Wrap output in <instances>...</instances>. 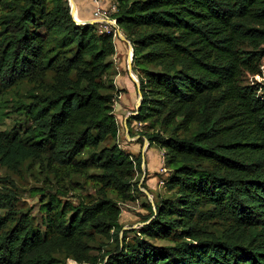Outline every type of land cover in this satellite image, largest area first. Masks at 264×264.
Here are the masks:
<instances>
[{
  "label": "trees",
  "instance_id": "1",
  "mask_svg": "<svg viewBox=\"0 0 264 264\" xmlns=\"http://www.w3.org/2000/svg\"><path fill=\"white\" fill-rule=\"evenodd\" d=\"M115 17L142 92L130 118L165 151L171 194L138 228L120 223L117 198L142 192L145 159L118 143L113 32L78 24L68 0H0V105L28 84L0 161L87 176L99 193L74 204L40 192L37 218L0 190V264H264V86L244 82L262 74L264 0H119ZM96 235L112 237L103 258Z\"/></svg>",
  "mask_w": 264,
  "mask_h": 264
},
{
  "label": "rangeland",
  "instance_id": "2",
  "mask_svg": "<svg viewBox=\"0 0 264 264\" xmlns=\"http://www.w3.org/2000/svg\"><path fill=\"white\" fill-rule=\"evenodd\" d=\"M81 1L74 0L76 16L78 18L82 16L91 17L97 9V4L94 0H88L87 8L84 10L83 8L86 4H82ZM97 29L100 30L98 25ZM121 30L125 35L123 29ZM114 42L116 52L110 57L114 65L106 79L108 78L115 96L114 113L119 122L118 143L134 156L142 153L145 159L142 171H137L134 179L139 182L142 192H136V198L133 200L117 198L121 208L119 221L124 229L133 230L141 226L144 217L149 215V204H153L155 200L171 194V191L165 185L170 169L164 157L165 151L156 145L149 147L148 144V146H145V139L141 140L144 124L130 118V115L136 110L138 100L136 82L128 69V59L131 53L130 44L120 37L119 34L117 37L114 36ZM261 70V75H245L244 82L264 86V58L262 59ZM134 74L137 77L135 72ZM27 87V82L23 81L16 86H12L4 95L8 102L0 105V129L12 128L14 121L9 113L11 100L25 97ZM125 122H127V125L130 122V127L126 126ZM13 164H5L0 161V190L5 193H8V191L14 193V209L29 213L33 217H40V204L43 200L40 192L48 194L47 192L55 193L57 189L60 192L64 191L65 194L61 195V197L74 204H78L80 200L90 201L97 198L99 194L96 185L90 182L87 176L74 175L71 179L63 181L61 177L60 179L53 177L45 164H41L38 161L25 160L19 161L16 165ZM143 183H145L146 187H142ZM0 212H4V209H0ZM133 234L135 232H131V236ZM156 242L166 243L167 241L159 239ZM90 244L92 246L91 252L99 254L103 258L105 250L113 245V241L110 235H96L95 240L90 241ZM70 261L72 260H69V264H71ZM72 264L75 263L72 262Z\"/></svg>",
  "mask_w": 264,
  "mask_h": 264
},
{
  "label": "built area",
  "instance_id": "3",
  "mask_svg": "<svg viewBox=\"0 0 264 264\" xmlns=\"http://www.w3.org/2000/svg\"><path fill=\"white\" fill-rule=\"evenodd\" d=\"M97 9L93 12L90 19H94L95 23L100 27V32H113L114 36L118 34L121 37L122 30L117 25L115 14L118 12L119 0H94ZM133 77V76H132Z\"/></svg>",
  "mask_w": 264,
  "mask_h": 264
},
{
  "label": "water",
  "instance_id": "4",
  "mask_svg": "<svg viewBox=\"0 0 264 264\" xmlns=\"http://www.w3.org/2000/svg\"><path fill=\"white\" fill-rule=\"evenodd\" d=\"M69 4H70V8H71V14L78 24L95 23L94 19H90V20L89 19H82V18H78L76 16V14H75L76 5H75L74 0H69ZM121 37L130 44L131 53H130V56L128 59V69H129L131 76H133V78L136 82V86H137V90H138V100H137V104H136V109H138L140 104H141V101H142V92L140 90V81H139L138 77H136L134 72H133V55H134L133 45H132L131 41L126 37V35H124L123 33L121 34ZM135 113H137V111ZM125 124L127 126V122H125ZM148 144H149L148 140L145 139V146L146 145L148 146ZM144 164H145V162H143V165ZM147 193L149 194V192H147Z\"/></svg>",
  "mask_w": 264,
  "mask_h": 264
},
{
  "label": "crops",
  "instance_id": "5",
  "mask_svg": "<svg viewBox=\"0 0 264 264\" xmlns=\"http://www.w3.org/2000/svg\"><path fill=\"white\" fill-rule=\"evenodd\" d=\"M86 1H87V2H86ZM81 3H82V4H86V5L84 6V8H83V9L85 10V8H87L88 0H82ZM91 17H92V16H91ZM91 17H90V16H82L81 18H82V19H89V20H90ZM144 151H145V150H144ZM75 262H76V261H75ZM77 263H78V262H77ZM78 264H80V263H78Z\"/></svg>",
  "mask_w": 264,
  "mask_h": 264
},
{
  "label": "bare ground",
  "instance_id": "6",
  "mask_svg": "<svg viewBox=\"0 0 264 264\" xmlns=\"http://www.w3.org/2000/svg\"><path fill=\"white\" fill-rule=\"evenodd\" d=\"M75 13H76V9H75Z\"/></svg>",
  "mask_w": 264,
  "mask_h": 264
}]
</instances>
